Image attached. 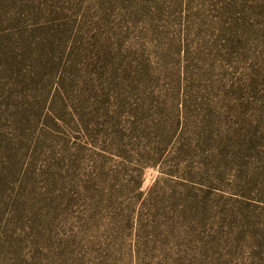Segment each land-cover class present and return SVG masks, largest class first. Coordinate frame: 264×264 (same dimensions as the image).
Returning a JSON list of instances; mask_svg holds the SVG:
<instances>
[{"label":"rangeland","instance_id":"374dc122","mask_svg":"<svg viewBox=\"0 0 264 264\" xmlns=\"http://www.w3.org/2000/svg\"><path fill=\"white\" fill-rule=\"evenodd\" d=\"M0 264H264V0H0Z\"/></svg>","mask_w":264,"mask_h":264},{"label":"trees","instance_id":"16d2710c","mask_svg":"<svg viewBox=\"0 0 264 264\" xmlns=\"http://www.w3.org/2000/svg\"><path fill=\"white\" fill-rule=\"evenodd\" d=\"M156 164V163H155Z\"/></svg>","mask_w":264,"mask_h":264}]
</instances>
